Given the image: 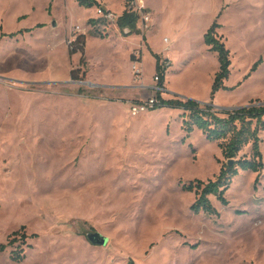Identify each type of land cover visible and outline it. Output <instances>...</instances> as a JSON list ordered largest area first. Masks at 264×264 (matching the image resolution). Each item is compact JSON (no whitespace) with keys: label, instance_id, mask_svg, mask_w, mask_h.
I'll return each instance as SVG.
<instances>
[{"label":"rangeland","instance_id":"rangeland-1","mask_svg":"<svg viewBox=\"0 0 264 264\" xmlns=\"http://www.w3.org/2000/svg\"><path fill=\"white\" fill-rule=\"evenodd\" d=\"M142 1L152 18L138 23L150 46L140 62L142 35L118 42L117 25L89 18L96 7L0 0V264H264V171H240L228 206L210 196L218 215L195 214L199 196L183 188L217 179L219 143L187 132L181 110L130 111L156 95L150 49L171 59L165 100L264 104V0ZM214 22L232 66L213 96ZM75 27L88 29L84 56L71 54ZM94 233L107 245L91 244Z\"/></svg>","mask_w":264,"mask_h":264},{"label":"trees","instance_id":"trees-1","mask_svg":"<svg viewBox=\"0 0 264 264\" xmlns=\"http://www.w3.org/2000/svg\"><path fill=\"white\" fill-rule=\"evenodd\" d=\"M80 5L88 8H101L97 0H77ZM99 20H90V25H95ZM139 15L128 13L127 11L119 18L117 26L121 34L125 37L132 35L143 36V42H146L145 35L138 29ZM221 28L217 22L209 28L205 35V44L210 51L215 53L219 61V71L215 75L213 83V96L220 90L227 89L225 82L231 76V52L226 47L221 37H218L217 30ZM97 35V34H96ZM104 38L103 36H101ZM86 36L79 35L75 43L70 45L71 54L81 53L85 55ZM152 52V51H151ZM156 58V77L158 78L156 100L157 104L151 111L168 108L171 110H181L187 115L185 128L187 132L193 131L196 127L206 137L208 141L219 143L226 165L215 181L204 183L195 181L183 189L187 192H195L199 198L191 207L195 214L204 213L206 215H218L215 207L211 204L210 196H215L224 206H228L225 193L229 189L231 181L237 177L239 172L261 173L264 171V156L261 150L263 143L262 135L264 133V104H255L236 108L233 110L216 111L210 106H201L199 103L187 100H165L162 94L165 91L166 73L172 63L158 54L152 52ZM141 56V54H140ZM131 61L135 62V55L131 56ZM141 62V57H140ZM261 61L254 64L251 72H255ZM73 79L78 80L75 71L71 74ZM261 102V101H258ZM250 148V157L240 155L245 149ZM232 164L230 165V162ZM19 233H14L17 236ZM5 249L4 245L0 246V252ZM130 264H134L131 262Z\"/></svg>","mask_w":264,"mask_h":264},{"label":"built area","instance_id":"built-area-1","mask_svg":"<svg viewBox=\"0 0 264 264\" xmlns=\"http://www.w3.org/2000/svg\"><path fill=\"white\" fill-rule=\"evenodd\" d=\"M96 10H97L96 11L97 16H99L101 19H104L106 22L112 25L113 24L117 25V22L119 18L121 17L120 15L112 11L103 10L101 8H97ZM125 11H127L128 13L138 14L139 21H141L143 25H147L151 22V18H152L151 14L147 12V9L142 0H125ZM74 32L75 33L73 34L71 40L69 41V45H72L73 43H75V41L77 40V37L81 34L82 29L80 27H75ZM78 33L79 35H77ZM165 42H167V40H165ZM164 60H167L171 63V61L167 58H164ZM135 68L136 66H133V69ZM154 80L156 83H158V78L156 76L154 77ZM157 90L158 89L156 88V91ZM157 103L158 102L156 100V97L154 96L153 98L149 99L146 102L137 103L135 105H132L130 108V111L133 116H138L141 113L152 110Z\"/></svg>","mask_w":264,"mask_h":264},{"label":"crops","instance_id":"crops-1","mask_svg":"<svg viewBox=\"0 0 264 264\" xmlns=\"http://www.w3.org/2000/svg\"><path fill=\"white\" fill-rule=\"evenodd\" d=\"M100 4H101V6L103 7V8H105L106 10H108V11H112V12H114V13H117L118 15H120V16H122L123 14H124V12H125V7H123L122 8V10L120 11V12H118V11H115L114 9H113V7L112 6H110L109 4H107L106 3V0H97ZM96 9H97V7H96ZM146 9H148V10H150L148 7H146ZM152 12V11H151ZM93 13V12H92ZM94 15L95 16H97L96 14H94L93 13V15H91L89 18H92V17H94ZM97 18V17H96ZM93 20V19H92ZM94 20H96V19H94ZM98 20V19H97ZM84 30V31H83ZM86 30H88V29H82V32H81V34L80 35H87V31ZM119 31V30H118ZM116 34V33H115ZM145 35V37H146V42H143V36L141 37V41L138 43V44H140L141 43V46H142V49H141V62H142V60H143V49L145 50V51H147V48L149 47L150 48V46L148 45V40H147V34H144ZM137 37L138 36H136V35H132V36H129V37H123L122 36V34H121V32L119 31V36H117V34H116V36H115V40H117L118 42H120V43H123V44H128L129 46L131 45L132 46V44H130L131 42H133V40H135V39H137ZM86 39H87V36H86ZM87 41V40H86ZM87 43V42H86ZM135 43V42H134ZM139 49V45H135V47L134 48H132L131 50H130V60H131V56L134 54V52L135 51H137ZM153 53H155V54H158V55H160V56H162L163 58H167V59H169L170 61H171V59L169 58V56H168V54L166 53H161V52H159V53H156V52H154L152 49H150ZM149 54H150V52H149ZM132 62V61H131ZM133 64V66H134V63H132ZM120 87H123V86H120ZM153 90L154 91H156V88H153Z\"/></svg>","mask_w":264,"mask_h":264},{"label":"water","instance_id":"water-1","mask_svg":"<svg viewBox=\"0 0 264 264\" xmlns=\"http://www.w3.org/2000/svg\"><path fill=\"white\" fill-rule=\"evenodd\" d=\"M231 164H232V161L230 162V165ZM87 239L91 244L96 245V246H101V247L106 246L108 243V240L98 233L89 234L87 236Z\"/></svg>","mask_w":264,"mask_h":264}]
</instances>
